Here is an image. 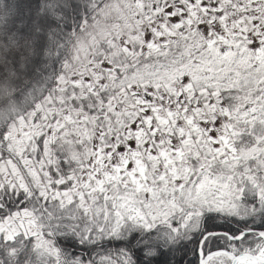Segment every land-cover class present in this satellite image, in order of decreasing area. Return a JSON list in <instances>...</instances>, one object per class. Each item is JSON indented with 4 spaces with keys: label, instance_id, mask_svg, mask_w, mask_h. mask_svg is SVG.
Returning <instances> with one entry per match:
<instances>
[{
    "label": "snow or ice",
    "instance_id": "6c2138e0",
    "mask_svg": "<svg viewBox=\"0 0 264 264\" xmlns=\"http://www.w3.org/2000/svg\"><path fill=\"white\" fill-rule=\"evenodd\" d=\"M0 264H264V0H0Z\"/></svg>",
    "mask_w": 264,
    "mask_h": 264
}]
</instances>
